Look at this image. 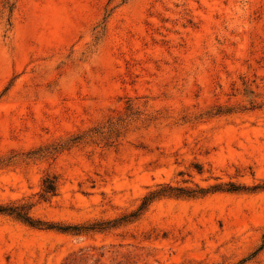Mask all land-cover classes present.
<instances>
[{"label":"rangeland","instance_id":"374dc122","mask_svg":"<svg viewBox=\"0 0 264 264\" xmlns=\"http://www.w3.org/2000/svg\"><path fill=\"white\" fill-rule=\"evenodd\" d=\"M0 206V264H264V0H0Z\"/></svg>","mask_w":264,"mask_h":264},{"label":"trees","instance_id":"16d2710c","mask_svg":"<svg viewBox=\"0 0 264 264\" xmlns=\"http://www.w3.org/2000/svg\"><path fill=\"white\" fill-rule=\"evenodd\" d=\"M56 192V185L54 180H49V178H47L44 181V187L42 189V198L46 199L48 196H53L55 195ZM19 206H10V207H3L0 206V214H7V215H13L17 218H22L24 220V222L28 223L31 226H39V225H34L31 221V219L29 217H22L20 215V211H19Z\"/></svg>","mask_w":264,"mask_h":264}]
</instances>
